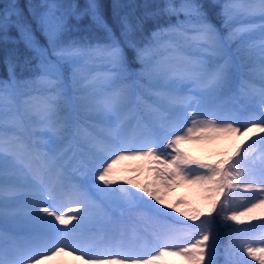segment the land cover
<instances>
[{
	"label": "snow or ice",
	"instance_id": "1",
	"mask_svg": "<svg viewBox=\"0 0 264 264\" xmlns=\"http://www.w3.org/2000/svg\"><path fill=\"white\" fill-rule=\"evenodd\" d=\"M136 7L0 9V264H264V0ZM221 135L244 139L216 160L185 148ZM182 182L206 207L166 199Z\"/></svg>",
	"mask_w": 264,
	"mask_h": 264
},
{
	"label": "rangeland",
	"instance_id": "2",
	"mask_svg": "<svg viewBox=\"0 0 264 264\" xmlns=\"http://www.w3.org/2000/svg\"><path fill=\"white\" fill-rule=\"evenodd\" d=\"M24 2L28 3V0H24ZM34 2L38 3L39 0H34ZM7 3L8 0H3V2H0V9H2ZM243 139V137L235 135H221L213 140L189 142L185 145V148L187 151H189L190 155L192 156L199 157L203 160H214L219 158L220 155H223L226 149L228 152L233 151L236 145L239 144ZM221 149L223 150L222 154L219 153ZM141 163V161L134 160L122 161L117 165V174L121 176L137 177L138 179L145 175L149 177L148 179H150V174L146 170L142 172L133 171V169H137ZM176 187H182L184 189V193L173 198L172 193L175 189H177ZM204 191V188L199 183L182 182L179 185L175 186L173 190H171V192H168L166 199L169 202H175L178 199H183L187 202L183 207L202 208L195 201V192H197V194L199 195V193L205 194ZM253 214L258 216H264V206L257 208ZM168 259L174 261L176 264H187V261L184 260L183 257H169ZM46 264H83V262L75 258V256L73 255L70 257L68 254H61L60 256L55 257L50 261H47Z\"/></svg>",
	"mask_w": 264,
	"mask_h": 264
},
{
	"label": "trees",
	"instance_id": "3",
	"mask_svg": "<svg viewBox=\"0 0 264 264\" xmlns=\"http://www.w3.org/2000/svg\"><path fill=\"white\" fill-rule=\"evenodd\" d=\"M0 2H3V0H0ZM19 2H20V5L22 7H25V12H27V8H26L27 3H25L24 0H19ZM81 2H82V0H81ZM107 2L108 3H112V0H107ZM155 2H157V0H119V3H121L122 5H135V6H137L135 8V11H136L137 14H140V13H142L145 10L143 5H145V4H153ZM151 28H152V22L149 21L148 26H147L146 34H148V32H150ZM11 47H12L11 45L8 46V48H11ZM21 49H22V46H21ZM5 55H6L5 46L0 45V75H4L5 74V69H4V64H3V59H4ZM253 82L254 83H258V84L260 83L258 78L255 79ZM79 122L80 123H84V120L82 119ZM225 152H228L227 149H226ZM219 153L222 154L223 150L221 149L219 151ZM193 157H195V156H193ZM195 158H199V157H195ZM220 158H222V155H220V157L217 158V159H220ZM214 160H216V159H214ZM148 178H149L148 176L143 175L139 180L141 182H143V181L147 180ZM204 192H205V194L199 193V195L197 194V192H195L196 193L195 201L202 208L206 207V205L208 203V200H207L208 193L206 191H204ZM193 201H194V199H193ZM226 239H227V237L225 236L224 240H226ZM223 242L224 241L222 240V243Z\"/></svg>",
	"mask_w": 264,
	"mask_h": 264
},
{
	"label": "bare ground",
	"instance_id": "4",
	"mask_svg": "<svg viewBox=\"0 0 264 264\" xmlns=\"http://www.w3.org/2000/svg\"><path fill=\"white\" fill-rule=\"evenodd\" d=\"M182 193H184V190L182 189V188H177V189H175L174 191H173V193H172V195H173V198L174 197H177L178 195H180V194H182ZM70 257L72 256V255H70V254H68ZM76 258V257H75Z\"/></svg>",
	"mask_w": 264,
	"mask_h": 264
}]
</instances>
